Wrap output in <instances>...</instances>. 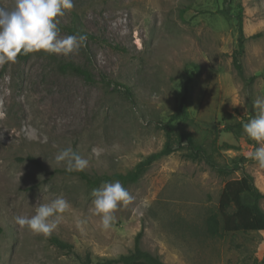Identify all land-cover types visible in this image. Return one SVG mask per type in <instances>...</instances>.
Here are the masks:
<instances>
[{
  "label": "rangeland",
  "instance_id": "rangeland-1",
  "mask_svg": "<svg viewBox=\"0 0 264 264\" xmlns=\"http://www.w3.org/2000/svg\"><path fill=\"white\" fill-rule=\"evenodd\" d=\"M13 0H0L10 8ZM59 19L87 34L86 46L69 56L43 51L0 65V264H79L57 248V237L77 254L94 261L115 258L134 248L144 230L143 250L165 264H264V232L212 238L205 223L218 208L229 180L205 162L177 151L152 165L139 182L126 186L132 199L115 211L105 230L90 212L94 189L78 172L57 164L59 150L71 147L89 161V175L126 174L164 145L158 122H166L182 98L189 74V108L196 126L183 127L206 137L219 130L223 149L214 160L232 167L241 149L236 136L223 132L239 120L237 109L255 118L253 101L264 96V0H73ZM223 11V12H222ZM242 11L245 53L242 65L249 85L233 67L237 16ZM87 69L92 81L59 65ZM126 86L132 101L103 80ZM235 105V106H233ZM247 122V121H246ZM245 136V133H242ZM254 150L260 146L255 140ZM207 144V145H208ZM252 144V143H251ZM36 159L40 165L29 160ZM243 171L264 192V168L251 160ZM115 182V181H113ZM63 196L70 204L49 236L33 234L15 222L31 216L39 203ZM264 210V200L260 202Z\"/></svg>",
  "mask_w": 264,
  "mask_h": 264
},
{
  "label": "trees",
  "instance_id": "trees-1",
  "mask_svg": "<svg viewBox=\"0 0 264 264\" xmlns=\"http://www.w3.org/2000/svg\"><path fill=\"white\" fill-rule=\"evenodd\" d=\"M242 13L243 12L240 11L237 16L239 34L238 46L230 53V58L238 76L250 85L254 78H247L241 62L245 53L246 40ZM61 29L66 30L70 35L86 34L77 27L76 21L73 25L63 26ZM28 57L29 55L19 56L21 60H26ZM59 70L63 73L71 72L84 78L86 81H92L90 72L78 65L63 63L59 65ZM198 70V66H194V70L189 74L184 94L175 111L169 116L166 122H158L157 124V128L161 130L165 136V142L161 150L142 159L126 174L89 175L82 171L78 172V175L91 187H98L103 183L117 180L126 187L139 182L157 161L177 151H181L183 152L184 158L194 162H205L222 177H228L234 172L242 171V176L239 179H232L226 182L220 195L218 208L210 212L209 216L206 218L205 228L207 235L212 238H222L228 234L264 232V210L260 205V202L264 200V192L257 187L254 177L243 171L244 164L252 160L248 158V154L254 151V146L252 145L255 144L246 134L244 137L242 136V123L247 121L246 113L237 109L232 110L231 113L239 122L233 125H226L223 129V132L230 133L237 137L241 149L249 147L241 156L232 160V167L222 166L214 160L215 154L220 153L223 149H240L228 144L219 145L218 139L221 133L219 130H217L216 135L208 144L205 142L206 137L197 138L195 133L183 127L184 125L196 126L191 117L189 108V85L197 75ZM102 78L106 80V83L113 89L117 90L121 88L130 101L133 102L132 93L128 87L111 83L104 76H102ZM29 160L40 165L34 158H29ZM143 235L144 230L137 233L134 239V248L127 254L96 261L93 260L90 254H86L85 256L77 254L71 244L57 237H53L51 242L57 248L74 256L79 264H165L160 257L152 255L142 249L141 241Z\"/></svg>",
  "mask_w": 264,
  "mask_h": 264
},
{
  "label": "clouds",
  "instance_id": "clouds-1",
  "mask_svg": "<svg viewBox=\"0 0 264 264\" xmlns=\"http://www.w3.org/2000/svg\"><path fill=\"white\" fill-rule=\"evenodd\" d=\"M73 0H13L10 8L0 6V65L15 63L18 56L39 53L69 56L86 46L87 35L61 37L59 19L65 10L73 9ZM235 106V105H233ZM255 118L242 123L243 132L258 143L264 142V96L253 101ZM248 158L264 168V143H261ZM57 164L63 163L67 172H82L89 161L71 147L58 151ZM90 212L100 217L101 226L107 230L116 222L115 211L132 199L128 190L117 180L106 182L91 193ZM70 207L61 195L50 202L39 203L35 214L16 216L15 222L33 234L49 236L61 222L62 214Z\"/></svg>",
  "mask_w": 264,
  "mask_h": 264
}]
</instances>
